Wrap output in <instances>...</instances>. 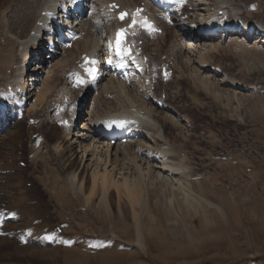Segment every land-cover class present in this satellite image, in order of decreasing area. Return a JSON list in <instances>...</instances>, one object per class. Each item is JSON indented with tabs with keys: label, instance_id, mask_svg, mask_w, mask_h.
Masks as SVG:
<instances>
[{
	"label": "rangeland",
	"instance_id": "374dc122",
	"mask_svg": "<svg viewBox=\"0 0 264 264\" xmlns=\"http://www.w3.org/2000/svg\"><path fill=\"white\" fill-rule=\"evenodd\" d=\"M232 1L241 4L244 15L264 20V0ZM250 4L257 6L250 8ZM10 5L11 0H0V13L7 10L11 16ZM175 22L173 20L170 23L173 25ZM182 29L178 28L177 32L185 33L186 30ZM185 37L188 43L190 33H186ZM185 37L181 39L185 40ZM7 39L5 41L0 36V50L5 52L4 57H0V73L7 59L13 58L16 49V40L8 34ZM257 40L247 44L234 41L210 53L214 54L212 67L220 70L215 76L202 72L193 62L198 59L194 51L187 49L189 58L185 55L177 67L178 73H174L177 77L166 89L170 102L180 115L172 111L169 115L173 116L166 123L160 118H157L156 123L164 127L163 133L169 144H176L173 146L179 154H186L185 162L188 159L189 165H186L190 171L193 166L200 173L198 176H204L207 180L200 184L192 182L199 197L198 202L183 209L176 202L172 205L162 195L163 192L174 194L176 182L152 183L156 187L149 193L152 204L149 211L153 217L145 220L143 213L141 227L137 212L140 210L142 213L143 207L134 206V202L142 198V192L128 195L124 191L119 197L114 183L104 188L103 176L83 167L77 154L71 153V147L66 158L68 163L73 162L71 169L77 171L83 184L82 191L72 192L69 189L68 196V184L65 181V172L68 171L63 169L52 147L48 148L50 144L46 145L42 154V149H34L36 157L32 162L33 154L29 155V146L34 144V139L29 144L27 138L20 144V150L17 141L0 144L3 161L12 162L18 151V163L28 171L27 175L21 170L22 178L19 174L4 185L0 183V199H5L1 202L2 207L23 205L29 199L39 198L40 191L41 204H46L50 215L55 216L53 224L66 228L65 233L59 236L58 232L52 231L51 237L45 235L44 224L42 229L36 228L32 236H24L23 227L19 229L23 232L18 231V234L12 231H7L6 235L0 233L1 237L13 239L11 243L1 246L0 264H264V47L258 45ZM179 44L182 51L177 53L183 54L184 44ZM82 50L77 49L76 52ZM66 52L61 53V56ZM177 53L172 58H176ZM188 59H191L192 64L188 65ZM59 73L63 80L60 84H64V75L60 70ZM225 75L232 81H238L236 84H250V90H236L233 87L235 82H226ZM134 85L137 90L140 89L138 84ZM52 93L55 98L56 92ZM96 96H90L81 121H87L91 118V112L97 110ZM106 96L111 97V94ZM46 103L50 111L58 104L56 99ZM116 103L102 108L96 114L114 111ZM158 108L164 114V106L158 105ZM62 132L61 129L54 132L60 141L65 140V131ZM136 157H142V154H136L135 157L120 156L115 161L124 174L129 173L132 177L138 172ZM21 162L26 165L22 166ZM25 185L33 188L32 191ZM94 186L95 194L90 197V189ZM121 189L123 191V186ZM9 193L10 202L5 197ZM32 204L31 211L23 214L22 219L11 226L17 227L19 222L23 225L31 222L34 216L32 210L40 209V204ZM219 206L223 208L224 214ZM42 207L45 208V205ZM4 227L8 226L0 223V232L5 230ZM24 237L31 239L26 246L31 245L32 248L24 249L25 245L15 244ZM52 237H59L55 246ZM65 239L72 247H65ZM44 244L48 247L41 246ZM37 249L41 250L40 253L33 254Z\"/></svg>",
	"mask_w": 264,
	"mask_h": 264
},
{
	"label": "bare ground",
	"instance_id": "6f19581e",
	"mask_svg": "<svg viewBox=\"0 0 264 264\" xmlns=\"http://www.w3.org/2000/svg\"><path fill=\"white\" fill-rule=\"evenodd\" d=\"M62 1L64 0H11L9 9H11L12 15L10 16L7 10L4 13H0V36H2L3 40L7 41L8 34L9 37L16 40V49L13 58L7 59L8 62L0 73L2 79H0V144L7 143L8 141H17L18 150H20V144L27 141V138H29V144L31 140L34 139V144L29 146V155L33 154L31 162L34 157H36L34 149H42V154L43 149H46V145L50 144L51 146L48 145V148L52 147V151L59 158L63 169L68 171L65 172L67 175L65 181L68 184V187H66L68 189L67 192H69L68 196L70 194L69 189L72 192L82 191L81 185L83 184L76 174L77 171L71 169L73 162L68 163V159L66 158L68 149L71 147V153L77 154L83 167L103 176L102 185L104 188L108 187L110 183H114L119 197H121L124 191L128 195H131L133 192H142V198L134 202V206L138 205L143 207L142 213L140 210L137 212L139 227L142 226L141 217L143 213L145 215V220H149V217H153V215H151L152 212L149 211L152 205L149 200V193L151 189H156V187L152 185L154 182H176L177 187L173 190L174 194L172 193L169 195L168 192H163L162 194L165 199L166 197L169 199L172 205L176 202L177 206L183 209L184 207L187 208L188 206L197 204V199L199 197L193 188L192 182L194 181L200 184L207 179L204 176H198L200 173H198L197 169L193 166L191 167L192 172L190 171L186 165V163L189 165L188 159L185 162L186 154L184 152L179 154V151L173 146H176V144L172 142L173 145L169 144L164 135L165 133H163L164 127L156 123L157 118H160L161 121L166 123V120L173 116L169 115L172 111H174L173 114L177 116L180 115L176 106L170 102V97L166 89L170 85L169 83L177 77V74L175 75L174 73H178L177 67L178 65L180 66L183 61L187 49L194 51V56L199 60L196 59L193 62L199 66L202 72L206 74L210 73L212 76H215L220 70L216 68V70L213 71L212 56L214 54L210 53L217 52L224 48L223 45L228 46L234 41L247 44L253 41L251 39L254 37L252 36L249 40L245 39L243 36L232 34L226 37V41L220 38H207L203 34L192 37L191 31L188 29L189 24H187V21L195 22L198 25L202 24L203 29H207L216 26L212 21L223 17L234 25L243 22L248 26L254 27H264V20L244 15L241 4L235 3L232 0H191L187 4L188 11L186 10L189 16L184 19L182 18L184 13L181 12L168 17L161 10L152 11L150 14L151 18L156 22L157 27L163 28V33H142L139 38L135 39L136 42L144 39V56L150 57L149 63L152 70H150L149 73L146 72V75L142 79H140V77L120 79L108 72L105 80L98 84L96 90V93H98V96L95 98L98 102L96 104L97 110L91 112L92 116L90 115L89 117L91 118L88 120L86 119L87 121L78 123V128L73 132L67 125L60 127L53 122V116L58 107L65 106L66 104L73 105L79 95V91L71 87L73 85L68 82L66 76L75 69L76 62L80 57L83 54H88L93 47L97 46L102 54L108 55L110 34L115 31L116 21L115 18L108 16L107 10L103 6L104 2L109 0L87 1L88 7L92 8L94 13L89 16L87 15L82 21H79L75 25V31L82 35L71 47L76 46L71 50H68L71 47L63 48L57 52L54 60H48L45 55L49 52H45L46 45H44V43L48 39L46 32L53 24L54 17L56 16L55 14L54 16H49V14L55 12L57 8L64 7L65 4ZM142 1L144 0H120L119 4L123 7L136 8L141 5ZM256 6V4H250V8H255ZM146 7L149 10L148 5H146ZM201 8H203V10ZM174 19L176 22L173 23V25L168 24ZM217 22L223 23L222 19H218ZM42 23H45L46 26H40ZM180 27H183V30L185 29L186 32L179 34L177 30L178 28L180 29ZM107 29L109 32L106 31ZM106 32H108V34ZM188 32L191 36L189 39L192 41L190 42L188 39V43L190 42L189 44L186 43L187 37H185L186 33L188 35ZM203 33H207V31L205 30ZM184 37L185 40L181 39ZM56 38L57 37H55V39ZM239 40H242V42ZM179 42L184 44L183 54L177 53L178 51H182ZM257 43L258 45L261 44V47H264L263 38L259 39ZM77 49L84 50L77 53ZM63 52L66 53L61 56ZM4 53L3 49L2 51L0 50L1 58L4 57ZM176 53L178 56L172 58ZM186 57H188V55H186ZM191 62V59H188V65L192 64ZM155 67L158 68L157 71L154 70ZM172 69L174 70L173 74L170 80L165 83L164 77H166L167 71ZM40 70L42 72H40ZM59 70L64 75V84H60L63 80L60 78ZM157 72L162 77L159 83L156 84L155 90H152L153 84H147L144 80L149 77L153 78ZM224 79L226 82H229V80L235 82L233 87L236 90H250V84L248 83H242L241 85L236 84L238 81H232L233 79L227 78V76ZM134 83L138 84L140 87L139 90L135 88ZM52 90L56 92L55 98L53 97ZM108 94H111V97H107L106 95ZM50 99L51 102H54L55 99L58 102L52 111H50L49 104L46 103ZM155 99L156 102L153 104ZM88 101L89 99L87 98L81 118L86 112ZM158 101L164 102V114L161 113L162 111L158 108ZM115 103L117 106L114 111H105L103 114H96L99 110L101 111L102 108L113 106ZM168 110L170 112H167ZM122 115L123 119L132 123L134 127L140 128L139 133L133 140L125 144L117 143L116 145H109L96 135V126L100 121H105L113 117H120ZM176 120L179 121L178 117ZM45 124L55 126L46 127ZM60 129L61 132L65 131L64 141L58 140L54 135V132ZM66 144H68V146ZM25 148L26 147H24V150ZM136 154H142V157H136L138 172L130 177L129 173L124 174L118 168L115 160L120 156L135 157ZM1 155L3 157L0 146V157ZM17 156H19L18 151L15 154L14 162H5L2 160L4 158L1 157L0 183L2 185L16 178L19 174L21 177V170L27 174L28 171L19 165ZM180 179L190 180L180 181ZM27 182L31 181L27 180ZM121 186H123V191H121ZM27 188L31 191L33 189L31 187ZM94 188L95 186L90 189V197L95 194ZM5 197L8 202H10L11 194L9 193L5 195ZM38 197L41 198L40 191H38ZM86 197L88 199V196ZM90 197L89 199H91ZM39 198L29 199L25 204L15 206L14 208L11 205H7L6 207L4 205V207H2L3 203L1 204V202L5 199L1 198L0 211L3 212L1 215L3 218L0 219V223L3 222V225L8 227H4L5 230H2L0 233L6 235L7 231H12L18 234L19 229L23 227V235L32 236L35 229L37 228L40 230L41 226L44 224V229H46L45 235L51 237V232L54 231L53 228L57 226V224H53L55 216L50 215L49 208L46 204H41ZM33 200H36V202H33ZM190 200L197 201L192 202ZM4 203H6V201ZM32 203L40 204V209L32 210L34 216L29 223L30 225H23L19 222L17 227L11 226L12 223L21 220L23 214L31 211L30 204ZM43 205H45V208L42 207ZM219 208L224 214L223 208L220 206ZM45 209L47 210L45 211ZM134 209H136V207H134ZM65 229L66 228L62 230L63 233H65ZM57 235L59 236L60 234L58 233ZM58 238L59 237L51 238L54 246L58 242ZM16 239L17 238H15V241H17ZM66 239L64 242L66 243L65 247H72L71 243L69 244ZM12 240L13 239L1 237L0 235V249L3 244L11 243ZM30 241V238L25 239L24 237L23 240L20 239V241L15 244H18V246L25 245L23 248L29 249L32 248V246H26V244H29ZM46 244L41 246L46 248L48 247ZM40 251V249H37L33 254L40 253ZM50 257L49 255V258Z\"/></svg>",
	"mask_w": 264,
	"mask_h": 264
},
{
	"label": "snow or ice",
	"instance_id": "6c2138e0",
	"mask_svg": "<svg viewBox=\"0 0 264 264\" xmlns=\"http://www.w3.org/2000/svg\"><path fill=\"white\" fill-rule=\"evenodd\" d=\"M127 15H128V13H121L119 18L121 20H124ZM135 23H136V21H133V25H135ZM149 27H150V25H149ZM120 37L121 38L117 40V46H120L122 40L126 38V30L125 29L120 30ZM81 83H83V81H81Z\"/></svg>",
	"mask_w": 264,
	"mask_h": 264
}]
</instances>
